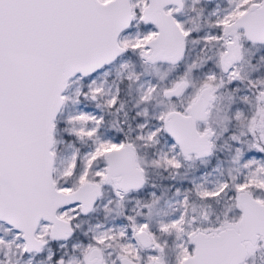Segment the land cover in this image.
Masks as SVG:
<instances>
[{"label": "snow or ice", "instance_id": "1", "mask_svg": "<svg viewBox=\"0 0 264 264\" xmlns=\"http://www.w3.org/2000/svg\"><path fill=\"white\" fill-rule=\"evenodd\" d=\"M0 264H264V0H0Z\"/></svg>", "mask_w": 264, "mask_h": 264}]
</instances>
